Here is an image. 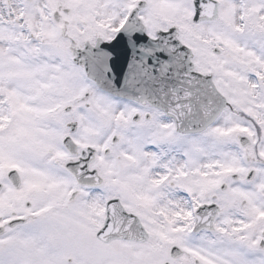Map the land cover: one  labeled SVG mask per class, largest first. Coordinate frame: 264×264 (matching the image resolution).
Instances as JSON below:
<instances>
[{"label": "snow or ice", "instance_id": "snow-or-ice-1", "mask_svg": "<svg viewBox=\"0 0 264 264\" xmlns=\"http://www.w3.org/2000/svg\"><path fill=\"white\" fill-rule=\"evenodd\" d=\"M0 264H264V0H0Z\"/></svg>", "mask_w": 264, "mask_h": 264}]
</instances>
